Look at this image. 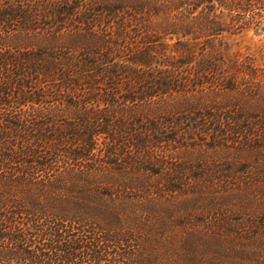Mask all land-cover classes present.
<instances>
[{
	"label": "trees",
	"instance_id": "1",
	"mask_svg": "<svg viewBox=\"0 0 264 264\" xmlns=\"http://www.w3.org/2000/svg\"><path fill=\"white\" fill-rule=\"evenodd\" d=\"M249 7L0 0V264H182L183 254L185 264H251L236 235L176 224L170 189L154 181L146 126L171 113L173 59L194 56L199 38L235 30L218 21L223 9L264 19V0H251V15ZM133 115L145 123L136 134L126 127Z\"/></svg>",
	"mask_w": 264,
	"mask_h": 264
},
{
	"label": "rangeland",
	"instance_id": "2",
	"mask_svg": "<svg viewBox=\"0 0 264 264\" xmlns=\"http://www.w3.org/2000/svg\"><path fill=\"white\" fill-rule=\"evenodd\" d=\"M239 3L250 5L251 15V0ZM218 21L237 28L199 38L194 56L173 59L175 86L166 99L171 113L155 118L154 133L146 123L155 142L154 181L170 189L178 226L234 234L237 244L251 249V264L256 254L264 264V19L244 20L223 9ZM140 124L133 115L126 127L136 134ZM102 126L98 148L105 150L110 127ZM159 212L157 221L165 210Z\"/></svg>",
	"mask_w": 264,
	"mask_h": 264
}]
</instances>
